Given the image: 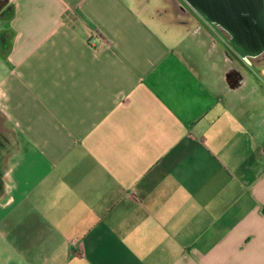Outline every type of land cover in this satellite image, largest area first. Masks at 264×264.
I'll list each match as a JSON object with an SVG mask.
<instances>
[{
    "label": "crops",
    "instance_id": "0c3cea01",
    "mask_svg": "<svg viewBox=\"0 0 264 264\" xmlns=\"http://www.w3.org/2000/svg\"><path fill=\"white\" fill-rule=\"evenodd\" d=\"M183 0H0V264H264V52Z\"/></svg>",
    "mask_w": 264,
    "mask_h": 264
},
{
    "label": "water",
    "instance_id": "95a60500",
    "mask_svg": "<svg viewBox=\"0 0 264 264\" xmlns=\"http://www.w3.org/2000/svg\"><path fill=\"white\" fill-rule=\"evenodd\" d=\"M242 59L264 52V0H183Z\"/></svg>",
    "mask_w": 264,
    "mask_h": 264
}]
</instances>
